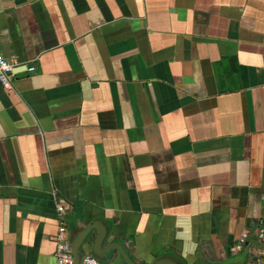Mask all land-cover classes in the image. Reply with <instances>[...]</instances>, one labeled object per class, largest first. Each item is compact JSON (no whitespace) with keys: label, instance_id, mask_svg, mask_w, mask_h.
<instances>
[{"label":"crops","instance_id":"obj_1","mask_svg":"<svg viewBox=\"0 0 264 264\" xmlns=\"http://www.w3.org/2000/svg\"><path fill=\"white\" fill-rule=\"evenodd\" d=\"M0 51V264H57V200L137 262L264 259V0H0Z\"/></svg>","mask_w":264,"mask_h":264},{"label":"water","instance_id":"obj_2","mask_svg":"<svg viewBox=\"0 0 264 264\" xmlns=\"http://www.w3.org/2000/svg\"><path fill=\"white\" fill-rule=\"evenodd\" d=\"M248 240V239H247ZM258 242V241H257ZM245 241V245H247ZM69 246L73 255L72 264H82L84 255L90 253L99 263L119 257L124 264H147L137 262L130 254L126 246L110 237V229L107 223L96 220L79 228L73 224L69 226ZM152 264H187L174 253L159 256ZM200 264V263H197ZM217 264H240L238 262H220Z\"/></svg>","mask_w":264,"mask_h":264},{"label":"built area","instance_id":"obj_3","mask_svg":"<svg viewBox=\"0 0 264 264\" xmlns=\"http://www.w3.org/2000/svg\"><path fill=\"white\" fill-rule=\"evenodd\" d=\"M34 67H28V71H33ZM14 65L8 62L0 51V83L6 89L12 88L11 77L13 75ZM58 215L57 231L55 240V257L57 264H72L73 255L69 246V227L66 219V209L63 202H55ZM262 225V224H261ZM259 237H264V229L259 230ZM82 264H99L92 255H84ZM252 264H264V259L255 261Z\"/></svg>","mask_w":264,"mask_h":264}]
</instances>
